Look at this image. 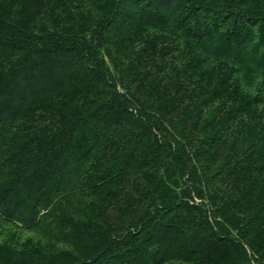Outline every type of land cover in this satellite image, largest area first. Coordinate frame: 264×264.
<instances>
[{
    "label": "trees",
    "instance_id": "1",
    "mask_svg": "<svg viewBox=\"0 0 264 264\" xmlns=\"http://www.w3.org/2000/svg\"><path fill=\"white\" fill-rule=\"evenodd\" d=\"M0 264H264V0H0Z\"/></svg>",
    "mask_w": 264,
    "mask_h": 264
}]
</instances>
